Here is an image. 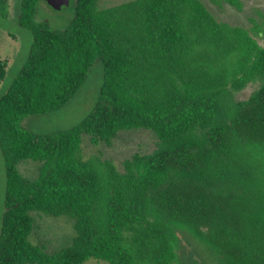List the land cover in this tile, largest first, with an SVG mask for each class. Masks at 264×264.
I'll use <instances>...</instances> for the list:
<instances>
[{"label":"trees","instance_id":"1","mask_svg":"<svg viewBox=\"0 0 264 264\" xmlns=\"http://www.w3.org/2000/svg\"><path fill=\"white\" fill-rule=\"evenodd\" d=\"M37 1L19 2L31 41L0 95V264H181V232L213 264H264V12L246 28L202 0H75L69 25L53 29L34 19ZM97 60L102 81L83 119L41 134L20 126L71 101ZM138 128L155 148L122 170L82 155L83 135L110 144ZM26 159L39 163L33 178L17 168ZM33 212L66 218L69 244H34Z\"/></svg>","mask_w":264,"mask_h":264},{"label":"rangeland","instance_id":"2","mask_svg":"<svg viewBox=\"0 0 264 264\" xmlns=\"http://www.w3.org/2000/svg\"><path fill=\"white\" fill-rule=\"evenodd\" d=\"M127 0H99L100 6L118 4ZM206 7L219 19L232 25L246 28L251 27L249 18L259 17L256 10L264 12V0H241L242 8H234L223 0L218 3L202 0ZM20 0H7L5 10L0 11V62L5 63L4 77L0 80V95L8 88L11 81L21 68L30 45L31 37L27 29L18 21ZM75 15V0L61 5L59 9L49 6L44 0H38L34 19L47 22L53 29H64ZM264 46V38H257ZM102 81V66L99 60L89 69L87 78L77 95L62 108L46 113L26 117L21 127L34 133L41 134L63 130L76 125L89 111L96 98ZM256 88L255 84L248 85L238 96L246 97ZM156 137L147 129L138 128L119 132L110 144L98 142L93 144L88 136L83 135L81 152L84 157L100 155L111 159L119 170L122 162L135 152L150 153L155 148ZM39 163L26 159L18 163L17 168L23 176L33 178L38 171ZM5 170L0 152V222L4 211ZM34 228L30 239L34 244L45 247L47 252H53L68 245L73 229L71 223L64 217H51L42 213H32ZM180 234L181 264H213L205 246L198 243L189 233ZM83 264H109L105 261L89 259Z\"/></svg>","mask_w":264,"mask_h":264},{"label":"water","instance_id":"3","mask_svg":"<svg viewBox=\"0 0 264 264\" xmlns=\"http://www.w3.org/2000/svg\"><path fill=\"white\" fill-rule=\"evenodd\" d=\"M49 6L59 9L61 5L68 4L69 0H44Z\"/></svg>","mask_w":264,"mask_h":264}]
</instances>
